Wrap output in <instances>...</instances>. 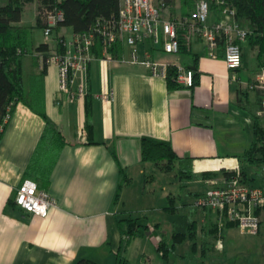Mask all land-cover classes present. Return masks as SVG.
<instances>
[{
    "label": "crops",
    "instance_id": "1",
    "mask_svg": "<svg viewBox=\"0 0 264 264\" xmlns=\"http://www.w3.org/2000/svg\"><path fill=\"white\" fill-rule=\"evenodd\" d=\"M22 1V24L30 26L31 31L35 27L44 29L42 24L37 26L38 10L32 8L35 0ZM8 2L0 0V4ZM32 18L34 23L30 24ZM218 18L213 11L209 23L214 24ZM73 34L66 28L58 29L57 39L47 43L51 53L62 51L58 44L60 37L71 40ZM121 45L123 51L111 53L115 59L105 62H102L105 48L100 43L95 46V59L88 71L77 76L76 89L83 84L85 95L75 101L60 93L58 66L51 64L45 69L44 55L37 51L39 46H28V54L21 61L26 93L31 97L34 78L47 70L43 77L45 113L66 145L46 187L40 184L35 172L29 177L27 173L47 123L24 103L17 105L0 143V264H76L80 260L98 264H156L148 245L158 250L161 224L156 231L154 226L159 223L147 222L143 225L149 230L131 239L123 237L119 225L122 215L134 216L139 210L133 205L136 193L132 188L136 180L153 174L155 169L176 176L173 183L176 189L168 197L173 208L164 207L165 210H178L177 198L180 192L184 196L187 189L194 198L192 203L182 205L190 208L183 215V224L187 227L194 222L198 224V247L193 250L192 246L190 251L207 264L215 258L213 251L226 250L220 233L237 227L215 210L199 212L195 202L208 190L223 188L228 181L225 173L241 168L243 156L231 153L230 145L241 127L249 125L248 111L254 116L255 130L261 94L249 91L246 85L255 79L259 69L250 72L247 81L242 77L248 50L254 49L248 41L244 42V66L232 71L225 62L222 46L218 58L210 57L206 45L200 41L182 49L180 54L166 53L163 44L157 45L151 38L138 46L142 60L149 55L152 61L170 64L172 68L193 70L195 85L189 88L179 84L171 87L168 78L153 76L144 64L120 61L129 59L131 54L129 46ZM106 89L114 93L110 103L99 98ZM83 129L87 140L80 135ZM220 132L228 143H221ZM144 137L169 142L180 157L194 158L195 180L179 182L176 169L166 172L161 166L143 162ZM26 180L36 182L56 200L57 205L47 218L11 205ZM123 240H129L124 250ZM205 241L212 249L204 255ZM219 241L224 243L223 251L216 247Z\"/></svg>",
    "mask_w": 264,
    "mask_h": 264
},
{
    "label": "built area",
    "instance_id": "2",
    "mask_svg": "<svg viewBox=\"0 0 264 264\" xmlns=\"http://www.w3.org/2000/svg\"><path fill=\"white\" fill-rule=\"evenodd\" d=\"M62 2L54 0V3L42 5L38 11L44 34L48 38H52L65 21ZM120 3L118 17L111 20L101 17L90 32L73 34L71 40L60 37L58 44L62 51H54L46 63L43 60V65L58 66L60 93L68 95L70 101L84 97V85L76 89L77 76L88 71L90 63L95 59L93 49L101 41L105 48L102 62L114 60L108 50L121 43L131 48V54L129 59L122 58L120 61L144 64L153 76L162 78H168L173 66L152 61L149 55L145 60L139 56L138 46L148 38L153 39L157 45L163 44L168 54H180L183 45L189 48L194 42L200 41L206 45L210 57L218 58L217 53L222 46L229 70L236 71L244 66L243 43L248 41L251 31L241 24L237 9L228 0H196V6L188 16L172 13L171 0H120ZM213 11L219 18L210 24ZM174 68L177 84L189 88L195 85L193 70L181 66ZM246 86L249 91L261 94L257 117L264 120V67ZM99 98L110 103L114 100V93L106 89ZM11 118L12 115L8 114L6 121ZM80 135L87 140L84 129ZM232 172L235 175L223 188L208 190L196 200L195 205L219 212L221 217L234 224L243 234L259 235L264 226V187L244 183L239 167ZM15 201L21 210L42 218H47L51 209L57 205L56 200L32 180L24 181L18 188ZM216 247L223 251V241H219Z\"/></svg>",
    "mask_w": 264,
    "mask_h": 264
},
{
    "label": "trees",
    "instance_id": "3",
    "mask_svg": "<svg viewBox=\"0 0 264 264\" xmlns=\"http://www.w3.org/2000/svg\"><path fill=\"white\" fill-rule=\"evenodd\" d=\"M28 1L30 0H25V2ZM228 1L237 9L241 24L251 31L248 44L251 49L256 50V60L260 70L264 67V0ZM44 2L50 4L54 3V0H44ZM182 2L184 8L187 7L184 16L190 15L196 6V2L194 0H182ZM61 8L65 13V21L61 24L60 29L66 28L74 34H84L94 28L99 18L103 17L111 20L118 17L121 3L120 0H63ZM23 12L24 2L22 0H9L6 4H0V143L8 126L6 116L8 114L13 115L19 103H24L35 113L41 115L46 120L47 125L27 174L31 177L32 171L35 172L40 184L46 187L66 142L59 130L49 121L44 108L43 77L47 71L45 70L47 68L45 63L52 54L50 45L47 43H43L37 48V51L44 55L45 69L42 71L41 76L34 78L35 83L30 94L31 97L26 93L21 61L28 54L31 27L22 24ZM40 21L41 19L37 26L41 25ZM99 43L104 48L103 42ZM186 48L187 46L183 45V49ZM108 51L110 53L116 52L117 55V53L123 51V47L119 43ZM168 79L171 87H177L175 68L170 69ZM91 133L92 129L90 130ZM255 133L257 139L254 148L259 149L262 157H258L253 153V150H250L240 159L243 181L251 186H259L255 184L257 177L254 176V167L259 164L264 166V120L258 117L255 119ZM141 155L143 162L161 166L162 170L166 172L176 169L180 181L195 180L194 158L180 157L169 142L144 137L141 140ZM244 162L250 164L246 166ZM225 174L229 180L235 175V172ZM11 205L19 208L15 200L11 201ZM195 207L197 209H207L196 205ZM141 219V217L135 218L132 215L122 216L119 219V225L123 237L131 239L143 236L149 230V227L141 224ZM154 228L159 231L160 224H156ZM158 233L160 235L158 251L165 259H169L170 254L174 252L178 245L189 241V238L193 242V250L198 247L197 222L188 227L186 233L174 232L173 236L162 231ZM128 243L129 240H123V250ZM202 248L205 255L212 249V245L205 241ZM202 261L205 260L202 259ZM118 262H121L120 257H118ZM76 264L98 263L92 260H80Z\"/></svg>",
    "mask_w": 264,
    "mask_h": 264
},
{
    "label": "rangeland",
    "instance_id": "4",
    "mask_svg": "<svg viewBox=\"0 0 264 264\" xmlns=\"http://www.w3.org/2000/svg\"><path fill=\"white\" fill-rule=\"evenodd\" d=\"M194 1L196 2V0ZM34 2L35 7L32 8H36L38 11L42 5L46 4L44 0H35ZM183 5L182 0H171V12L175 13L176 16H183L185 8L187 9V7L184 8ZM31 22L34 23V19L30 20L29 23L32 24ZM40 22L43 25L42 21ZM68 38H70V36H68ZM55 39H57L55 34L52 38H48L45 36L43 28L35 27L29 35V47L33 48L42 43L53 42ZM254 51L256 50H248L247 67L242 72L244 81L248 80L250 72L258 68L256 60L257 53ZM247 116L249 117L250 123L249 125L246 124L244 127H241V130L236 133V135L234 134L235 136H233L231 140L233 144L230 145V151L234 153V155L242 157L247 151L253 150V153L258 157H262L259 149L254 148V143L257 139L253 126L254 116L249 111L247 112ZM219 140L221 143L223 142V144H225V141L228 143V140H225L223 137L222 132L219 133ZM249 164V162H244L246 166ZM254 173V176L257 177L255 184L264 186V166L261 164L255 166ZM175 177V173L165 175L155 169L153 174H148L143 179L136 180L137 182L132 188V192L136 193L133 205L139 209L133 217H141L142 224H147V222H158L161 224V231L171 236L174 235V232L186 233L188 231V227L183 224L182 220L185 219L183 215L187 213L190 208L189 206L182 205L194 201L188 189L184 191V196L180 192L181 189H179L181 195L178 196L175 205L178 210L172 212L171 210L164 209V207H172L168 197L171 193H174L176 189V185L173 184ZM180 196L183 198H180ZM138 197L141 199L137 201ZM166 199L167 201H165ZM200 211L201 209H199V212ZM125 214L126 213H124V215ZM195 215L196 214L192 215L193 219ZM220 234L224 239L226 250L223 252L213 251L212 254L215 258L210 260L207 264H214L217 262L222 264H264V230L259 235L253 236L242 234L240 230L232 227L227 233ZM190 240L189 238L188 242L190 243L185 242L178 245L174 252L170 254L169 259L163 258L154 245H148V249L154 255L153 261L156 264H205L203 261H200L194 252L190 251L193 246V242Z\"/></svg>",
    "mask_w": 264,
    "mask_h": 264
}]
</instances>
